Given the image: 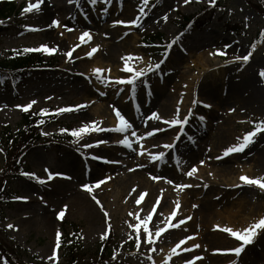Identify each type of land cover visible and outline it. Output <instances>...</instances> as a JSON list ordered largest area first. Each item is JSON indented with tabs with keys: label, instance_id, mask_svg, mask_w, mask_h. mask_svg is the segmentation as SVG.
Here are the masks:
<instances>
[{
	"label": "rangeland",
	"instance_id": "rangeland-1",
	"mask_svg": "<svg viewBox=\"0 0 264 264\" xmlns=\"http://www.w3.org/2000/svg\"><path fill=\"white\" fill-rule=\"evenodd\" d=\"M13 1L17 5L20 4L22 9L30 2H36V0ZM80 1L84 4L77 8V4H69L67 0H42L39 10L24 15H21L22 9L19 14L12 13L7 18L8 30L0 35L1 57H7L11 51L39 48L41 45L56 49L52 54L39 51L43 53L45 61L50 62L51 65L34 68L16 88L0 87V130L4 126L12 132L19 130L22 127L21 114L24 110L16 106L29 105L32 101L35 103L31 104L30 111L41 113V109H44L47 113L57 115L56 121L46 124L43 128V133H46L43 134V140L26 153L25 172L34 173L35 177L45 182L40 183L35 178L22 175L11 179L6 185L8 201L0 206V245L4 242L11 244L16 257L25 264H63L64 254L60 246L56 247V233L59 231L61 237L63 233L71 230L72 225H77L81 235L82 254L89 262L95 260L97 264H111L112 260H121L128 264H165L164 261L172 257L177 260L166 264H182L178 255H171L170 247L175 240L168 242L172 228L168 225L182 220L180 214L182 197L186 191L194 189L191 187L179 190L180 188L176 187L181 185V179L187 178L184 170L190 169L192 162L198 165L196 163L201 160H210L218 157L219 154L222 155L225 148L240 142L238 137L242 139L245 133L252 131L255 122L264 120V109L259 108L257 101L252 100L246 104L240 99L249 98L245 88H242L239 96L237 93V87L246 84L250 78L253 79L252 76L259 81V86L261 83L264 86V78L259 75L264 70V36L261 35L264 30V18L257 8V0H219L214 11L204 15L205 19H209L206 25L185 34L181 29L180 15L200 14L204 8L213 5L209 0H190L188 4H184L183 0H160L159 3H157L159 0H148L147 4H142L141 0H110V2L103 0L104 8L96 7V9L86 4L89 0H79V3ZM141 9L147 14L141 16L139 27L113 26L114 20L129 21L140 15ZM165 15L167 20L163 19ZM67 17H72V20L80 21L81 24L74 25L71 20L66 19ZM53 20L59 21V26L52 25ZM25 25L38 30H25ZM66 29L77 32L72 35L74 40H79L81 34L88 31L90 37L95 33L104 38L108 36L104 41L105 45L112 42L118 45L119 53L113 62L100 60L101 62L92 63L95 68L103 70L100 76L105 82L98 80L92 73L87 75L82 72L76 64L77 58L73 53L71 58L65 55L70 50L69 40L65 34H62ZM110 32H118V34H115L114 39H109ZM156 32L162 34L163 40L172 39L170 43L172 47L167 48L165 42L157 41L149 45L148 35ZM182 37L183 39H179ZM255 38H259V41L255 43V50L249 61L244 64L235 59L238 56L243 57L252 49ZM85 41L83 43L84 46L86 45V50L94 46L91 39L85 38ZM216 50L225 54L209 55L216 53ZM165 51L168 53L166 58L162 55ZM129 55L132 59H128ZM161 59H164V63L160 69L153 68L149 71ZM216 62L218 64L215 66ZM126 63L134 71L145 73L135 79L134 85L117 83L118 80H126L133 76L132 72L123 70ZM205 64H208V67L204 68ZM145 80L148 84L147 88L144 86ZM194 82L203 86L208 98L199 100ZM126 93H129V96L122 100ZM194 100L199 102L194 104ZM77 105L86 106L57 114L58 109ZM113 108L118 109L125 119L132 123V128L125 132L89 131L81 134L80 137H74L70 131H61V129H79L84 125L91 128L90 122H95L100 129H114L118 125V120ZM189 109L195 112L194 118L191 125L186 127V132L181 135L182 140L178 145H188L184 141H192L194 146L196 144L195 148L197 147L204 154L195 161L189 162V165L184 164L181 167L179 162L181 164L185 162L181 160V156L172 159L169 156L172 149L162 150V144L169 142L180 125L169 126L164 121H170L174 117L182 120ZM153 112L158 114V118H151L150 114ZM200 117L204 119L201 120ZM153 121L157 123L155 129H163V131H157L153 136H146L145 133L152 131L154 126L143 128L148 122ZM60 132L71 136L68 143L44 144L45 140L51 139ZM132 132L136 135L133 136ZM263 134L264 132L257 133L254 142L243 152L238 153L237 163H234L235 158H232V161L220 159L228 161L216 165L218 169L228 165L236 167L234 176H237V179L234 181L235 184L231 185H242L236 187L240 190L245 189L244 197L248 199L245 206L249 218L248 225L264 217V191L255 185H244L239 177L246 175L253 179L264 178V163L258 167L251 160L253 151L262 144ZM125 135L132 145L131 148L118 143ZM97 141H106V143L84 147V145H94ZM176 143L175 141L173 145ZM139 150L142 151L140 155L137 154ZM159 152L164 153L162 159L156 161L149 159V153ZM174 152L175 150L172 151ZM94 156L104 157L108 161H118L119 164L93 159ZM34 159L36 161H33ZM174 159L180 171V173L175 172V175L179 178L173 180V185L168 187L164 185L160 192L162 196L165 194L171 196L172 203L164 205L158 223L153 230L145 233L143 218L144 214L150 211L147 195L152 188L156 186L158 188V182L163 185L165 178L154 181L152 179L154 174L148 177L149 172L143 169L146 173L143 178L154 186L149 187L142 180L144 186L140 187L136 194V197L141 198V205L133 208L131 204L126 206L125 195L117 198L116 192L122 186H116L114 175L116 173L123 177L131 175L137 169V164L141 165L142 162L154 166L164 163L171 166ZM3 160L0 151V169ZM45 169L48 171L46 172ZM187 171L189 170L185 173ZM49 173L62 175H54L49 180L47 179ZM214 173L217 172L207 168L200 176L197 174L192 177L201 184L205 179L208 180L206 181L208 188L205 187L206 189L198 195V200L201 201L205 193L215 194L212 197L219 196L220 194L215 191L216 188H229V184L225 186L220 177ZM156 176L164 177L162 174ZM140 179L141 177L138 180ZM101 180H104V183L97 187V182ZM216 182H221L219 187H215V190L210 188L212 183ZM84 184H89L91 191L83 189ZM158 194L154 196L158 198ZM93 196L100 202L99 204L92 199ZM14 197H26V199H14ZM177 202L179 208L176 207ZM223 203L216 205L215 209L221 211ZM174 209L176 216L171 215ZM196 209L198 210V207ZM61 210L64 215L58 217L57 214ZM195 210L192 217L197 221V226L202 222V216H195L198 213ZM105 212L108 213L107 217L104 215ZM239 219V216L234 217L232 219L234 224L231 225L236 231L242 232ZM9 224L13 225V228H8ZM136 225L139 227H135ZM223 225L226 226V223ZM160 228H165L166 231L156 236ZM220 229L214 230L225 235V241L223 244H217L215 237H206V249H203L206 251L202 252L201 256L207 259L203 264H230L227 259L226 262L221 258L219 261L215 258L210 260L208 256L216 247L233 248L242 243L224 232V227L221 231ZM105 233H107L105 238L101 239V235ZM108 234L109 246L104 249L108 256L100 260L103 254L101 248ZM184 235H187L186 230L178 229L173 236L179 240V237L182 239ZM138 236L139 246H137ZM148 236L152 237L151 243H145ZM259 236H262L264 241V232L261 231L253 243L246 245L247 248L249 247L245 250L246 255L242 251L241 255L244 259L237 264H264V246L261 242H257ZM54 248L57 255L49 259ZM234 260L237 261V258ZM0 264H5L1 257Z\"/></svg>",
	"mask_w": 264,
	"mask_h": 264
},
{
	"label": "bare ground",
	"instance_id": "bare-ground-1",
	"mask_svg": "<svg viewBox=\"0 0 264 264\" xmlns=\"http://www.w3.org/2000/svg\"><path fill=\"white\" fill-rule=\"evenodd\" d=\"M103 0H96V5L94 7H102L104 8L105 5H103L102 3ZM104 11V9H103ZM101 13V12H100ZM132 14H130L131 16ZM66 19L71 20V22H73L74 25H79L81 24L80 21H74V19L72 20V17H67ZM66 32L62 31V34H65V36L67 37V39L69 40L68 43L70 45V49L74 48L76 45H79V47H75V51L73 52V55L75 58H77L76 64L79 67V69L83 72H85L87 75H89L90 73H92V69H94L95 67L93 66V61H95V63L107 60L110 62H113L115 60L116 55L119 53V48L118 45H116L114 42H112L111 44H104V38L103 36L101 37L99 34H93V36H91V40L94 44V46L89 47L86 50V45L84 46V43L80 42V40H74L73 36L74 33L76 31H68L67 29L65 30ZM77 33V32H76ZM118 34V32H110L109 35V39H114L116 37L115 34ZM120 34V32H119ZM73 35V36H72ZM78 35V34H77ZM80 36V35H78ZM93 47L97 48V51L91 56H87L86 53L89 52ZM101 60V61H100ZM212 60V59H209ZM208 60V61H209ZM218 63H215V66ZM208 64L204 65V68L208 67ZM250 76H252L250 74ZM252 78H250L248 81H246V84H242L240 86L237 87V93L239 96L240 91L242 90V88H245V93L248 94L247 96L249 98L246 97H241V100H244L246 104H249L250 101L255 100L257 101V104H259V108L260 109H264V86L261 83V85L259 86V81L256 80L254 78V76H252ZM199 79V78H198ZM197 79V81H198ZM258 81V82H257ZM198 82H194V88L197 87V93L199 95H203L200 97H207L208 94L206 92V90L204 91L203 86H198L197 84ZM233 93V92H232ZM129 96V93L124 94V96L121 98L123 100V98H126ZM93 97V96H92ZM222 102H224L223 100H221ZM184 117V116H183ZM183 119V118H182ZM150 121H152L151 119H149ZM156 121V119L154 120ZM148 122V124L146 125L145 128L143 129H147V127H153L154 129L156 128V122ZM110 122L111 118H110ZM178 130V129H177ZM176 130V131H177ZM175 131V133H176ZM121 135H123L122 133H120ZM263 138H261V146L257 147V150L253 151V153L251 154V160L253 161V164H255L258 167H261L264 163V134L261 135ZM124 138V137H123ZM173 138V137H172ZM170 140V139H169ZM173 139H171L172 141ZM196 146V144H195ZM194 144H189V145H178V154L177 156L180 157L181 156V160L185 162L182 165H189V162L195 161L196 158L201 157L204 153L201 152V150L197 149V147L195 148ZM145 147V146H144ZM144 147H141L144 149ZM255 148V147H253ZM166 148H164L163 150H165ZM198 150V151H197ZM117 154V152H115ZM246 154V152H245ZM236 156H232L230 158H227L229 161H232V158H235L234 163H237V157ZM226 160V161H228ZM33 161H36V159H34ZM226 161H221V162H216V158L210 159V160H206V162L201 165H194L197 167L198 171L193 175L196 176H200L202 173H204V169L210 168L212 171L214 170L217 173V176L220 177V180L222 181V183L225 186H228L227 184H229V188L228 189H220V188H216L215 187H219V184L221 182H216V183H212L210 188H213L215 191H217L216 193H219V196H215L212 197L214 195L209 194V193H205V197H203L200 200H198V195H200L203 191V189L205 188L206 185V180L203 181V183L201 184L200 181H197L196 179L190 177L186 180H180L183 181L181 185H192V187L194 188L193 190L190 191H186L184 194V196L182 197V202L180 205V213H182L184 216L182 217L185 218L188 215H192L193 211L195 210V208L198 207V210L196 209L195 211H198V213L195 214V216L197 215H201L202 216V222H200V225L196 226L197 221L193 220V217L191 218L189 223H186L185 225V230L188 232V237H192L191 240H186L185 244L182 246V248H190L191 251L189 252H194L193 254H191V256L188 258L189 260L193 257H195V255H198L197 251H203L204 248H206V237L209 236L210 238H214L215 237V241H217V244H223L225 241V235L220 234L218 231H215V228H231L234 231H236L233 226L231 225L232 223V219H234V217L239 216V226H240V230L242 231L245 227L249 226L248 225V215L246 213V204L248 203V199H246L245 196V189H238L236 186H233L231 184H235L234 181H236L237 176H234V171L236 170V167L233 166H225L223 168L218 169V167L216 165H222L223 162ZM121 163V162H120ZM124 163V162H123ZM122 163V164H123ZM145 163V162H142ZM194 164V162H192ZM119 164V163H118ZM132 164V161L131 163ZM144 170L145 172H149V175L154 174L157 175L159 174H166L169 180L173 182V180L179 178L176 175H174V171L176 173H179L177 166L172 165V166H165L158 168L157 166L154 165H150V164H144ZM180 165V164H179ZM206 166V167H204ZM238 168V167H237ZM220 171V172H219ZM134 173L131 175H127L125 177L118 175V173H116L114 175V177H116V186H122L120 190H117L116 195L117 198L122 197V195L126 196L127 203L126 206L128 207L129 204L132 205L133 208H138L141 203V198L136 197L137 192L140 190V187L144 186L142 183V180H144V184L145 185H149V187H151L153 184L147 183L148 180H145L143 178L144 174L146 175V173L143 170H136L133 171ZM118 176V177H117ZM141 177L140 180H138ZM147 181V182H146ZM164 184L162 185L160 182L158 183V188L157 186L155 188H152L150 190V192L148 193V200L150 202H148L149 206H150V210H156V214L152 217L149 218V214H144V222L147 220L150 221L148 223V229L149 230H153V228L155 227V225L158 223V220H160L161 215H162V209L164 208V205H166L167 203L171 202L172 203V199L171 196L168 195H160V192L162 190V187H164V185H166V187L172 185L169 184L167 182H165V180L163 181ZM154 186V185H153ZM189 188V187H186ZM186 188L183 189H179V190H184ZM208 188V187H207ZM133 189H135V191H133ZM211 190V189H210ZM124 192V194H122ZM184 192V191H182ZM158 194V197L160 199L157 200V197H155V194ZM209 194V195H208ZM218 195V194H217ZM139 200V203H137V201ZM79 201V199H78ZM224 202V203H223ZM219 203H223L222 204V210H216L215 207L216 205H218ZM193 205H197V207H193ZM149 211V210H148ZM150 212V211H149ZM46 220V219H45ZM223 223H226V226L223 225ZM234 224V223H232ZM180 228V227H179ZM212 228V229H211ZM178 229V228H177ZM177 229H173L170 231V236L168 239L169 241H172V238H175V233L178 231ZM220 229V230H221ZM264 232V231H263ZM213 236V237H212ZM262 236H259L257 239V242H261L262 245L264 246V241L261 238ZM222 242V243H219ZM231 243H233L231 241ZM193 244L199 245V247L197 248H192L191 246ZM234 244V243H233ZM249 248V247H248ZM247 247L245 248V250L248 249ZM214 249H222V247H216ZM245 255H246V251ZM208 258L210 260H212V258H215L219 261L220 257H215L214 255H209ZM186 259V260H188ZM194 259V258H193ZM207 259V257H206ZM221 259H232V257H223ZM244 259V257H242V255L240 256V260L239 262H242ZM205 262V259H202L200 261H198L197 263H193V264H203ZM213 262V261H211Z\"/></svg>",
	"mask_w": 264,
	"mask_h": 264
},
{
	"label": "snow or ice",
	"instance_id": "snow-or-ice-1",
	"mask_svg": "<svg viewBox=\"0 0 264 264\" xmlns=\"http://www.w3.org/2000/svg\"><path fill=\"white\" fill-rule=\"evenodd\" d=\"M67 2L69 4H77V5H79V0H67ZM108 2H110V0H108ZM183 2H184V4H188V3H190V0H183ZM41 3H42V0H36L35 3H31L30 2L24 9H22L21 15H24L25 13L32 12L33 10H39V6H40ZM89 3H93L94 4V3H96V0H89ZM141 3L142 4H147L148 0H141ZM209 3L210 4H214L215 0H209ZM146 14L147 13H145L143 11V9H141L140 10V15H137L135 18H133V19H131L129 21L114 20L113 21V26H116V25H125V26L131 25V26L139 27L140 26L141 16L146 15ZM163 19L167 20V15H165L163 17ZM245 19H247V18H245ZM0 23H2V22H0ZM52 25L59 26V21L53 20L52 21ZM245 26L247 27V25H245ZM24 27H25V30H28V31L38 30V29L33 28L32 26H29V25H25ZM67 30L68 31H72V29H67ZM125 34H127V33H125ZM105 35H107V34H105ZM261 35L264 36V30H262ZM85 38L91 39L90 34H89L88 31H84L78 39L83 43V42H86ZM173 43H175V41H173ZM75 47H79V45H76ZM75 47L70 49L67 53H65V55L68 58L72 57V53L75 51ZM171 47H172V44L167 45V48H171ZM254 50H255V42L252 45V49L246 55H244L243 57H239L238 56L235 59L240 60L244 64H246L249 61V59H250V57L252 55V52ZM23 51L24 52L43 51L45 53L52 54V53H54L56 51V49L49 48L46 45H41L39 48H26ZM96 51H97V48L93 47L89 52L86 53V55L91 57ZM213 54L224 55L225 53L221 52L220 50H216V53H209V55H213ZM162 55L166 58L167 55H168L167 51H165ZM122 59H124V58H122ZM128 59H132V56L129 55ZM163 63H164V59H161L159 62L154 64L152 66V68L149 69V71H152L153 68L155 70H159L160 66ZM123 70L124 71H128V72H132L133 76L131 78H129V79H126V80L125 79L118 80L117 83H128V84L134 85V82H135L136 78L145 75V73L143 71H134L133 69H131L127 65V63L125 64V67H124ZM102 71L103 70L100 69V68H94V69H92V75L96 76V78L98 80H100L101 82H105L104 79L100 76V73ZM259 75L261 76V78H264V70H262ZM0 83H2V80H0ZM144 86L146 88L148 87V84H147L146 80L144 81ZM134 90L135 89L133 87V91ZM101 95H104V93H101ZM198 102L199 101H197V100L193 101L194 104L198 103ZM33 103H35V101L30 102L29 105H25V106L17 105L16 107H18V108L22 107L24 111H28L29 108L31 107V104H33ZM84 106H86V105L70 106V107L58 109L56 111H57V114H59L60 112L74 111V110L78 109L79 107H84ZM205 107H210V105H205ZM113 111H114L115 116H116V118L118 120V125L114 129H100L99 127L96 126L95 122H90L91 123V128L88 125H84V126H81L79 129H73V130L61 129V131L62 132L70 131L71 135H73L74 137H80L81 134H86L89 131H101V130H104V131L125 132L127 129L132 128V124L129 123L125 119V117L121 114V112L118 109L113 108ZM230 111H232V110H230ZM46 114H47L46 110L41 109V115H46ZM150 115H151V118H158V114L155 113V112L151 113ZM178 115H179V102H178V106H177V116ZM190 115H191V109H189V115H185L182 120L179 119V118L174 117L170 121H164V123L168 124L169 126L180 125L181 126V132H183V125L188 122ZM200 119L203 120L204 118L200 117ZM38 123H43V121H39ZM250 123H252V122H250ZM157 131H163V129H153L152 131L146 132L145 135L146 136H153L155 134V132H157ZM259 132H264V120L259 121V122H255V127H254V129L252 131H249V132L245 133L243 135L242 139L238 137L237 139L240 141L239 143L233 144V145L225 148L224 151H223L222 156H218L216 158L217 159H222V157H227V156H229L232 153L243 152L244 149L249 144L254 142V137ZM42 134H46V133H42ZM132 135L135 136L136 133L132 132ZM178 138H179V134L177 135V139ZM189 139H191V137H189ZM100 143H106V141H97L96 144H94V145H84V147H94V146H98V144H100ZM118 143H120V144H122V145H124L125 147H128V148L132 147L131 143L129 142V139H128L127 135H125L123 139L118 141ZM164 147L166 149H172L174 147V145L169 143V144H165ZM137 154L140 155L142 153L138 152ZM163 157H164V153L163 152H159V153H155V154L149 153V159L151 161H156V160L162 159ZM93 159L104 160V162H106V163H118V161H108L104 157H95L94 156ZM199 163L201 165H203L204 161L201 160ZM137 167H143V165L137 164ZM45 171L47 172L48 170L45 169ZM129 171H133V169H129ZM197 171H198L197 167L193 166L185 174L191 177ZM21 174L24 175V176H30L32 178H35L40 183H44L45 182L44 180L35 177L34 173L22 172ZM54 175H62V174H60V173H56V174L49 173L47 179L51 180ZM209 175H211V173H209ZM152 179L156 180V179H159V177L153 176ZM239 180L244 185H255V186L259 187V189L264 191V178H255V179H253V178L247 177L246 175H241L239 177ZM102 183H104V180L98 181L96 186L98 187L99 184H102ZM167 183L172 184L173 182L171 180H168ZM235 186L240 187L242 185H235ZM176 187L180 188V189H183V188H186V187H192V185H176ZM205 187H207V185H205ZM82 188L85 189V190L91 191V188H90L89 184L82 185ZM133 191H135V189H133ZM14 199H26V197H14ZM92 199L96 200V197L93 196ZM96 202L98 204L100 203L98 200H96ZM137 203H139V200L137 201ZM176 207L179 208V202H177ZM193 207H197V205H193ZM129 214L131 215V213H129ZM57 215H58V217L63 216L64 215L63 210H61V212H59ZM104 215H105V217H107L108 213L105 212ZM171 215L172 216H176L177 215L175 209L173 210ZM150 217H151V213L149 214V218ZM185 219H190V217H186ZM183 223H185V220H180L179 223L170 224V225H168V227L176 228V227H179ZM129 226L130 227H134L133 225H129ZM7 227L8 228H13V225L9 224V225H7ZM135 227L138 228L139 225H136ZM165 231H166L165 228H160L156 232V236H160V234L165 232ZM223 231L229 233L231 236H233V237L237 238L238 240L242 241V243L238 247H235V248L227 250V251H229L231 253H234L237 257H239L240 254L242 253V251L244 250L245 246L253 243L255 237L259 234V232L264 231V217L259 218L258 221H256L253 224L245 227L242 230V232L234 231L231 228H224ZM144 232L145 233L149 232V229H148V226H147V222H145V224H144ZM106 234L107 233H105L104 235H101V239H104ZM129 238L131 239V237H129ZM139 239L140 238L138 236L137 237V246H139ZM191 239H192V237H186L185 239H181L179 241V243L175 247H173L171 249V253L173 255H178L179 253L177 252V248H179L181 245L185 244V240H191ZM151 242H152V237L148 236L145 239V243H151ZM59 245H60V233H59V231H57V233H56V247H59ZM191 247L192 248H197V247H199V245L193 244ZM183 251H191V249L190 248H184ZM56 255H57L56 248H54L53 251H52V255H51V257L49 259L55 258ZM149 259H151V257H149ZM194 259L195 260H199V259H202V257H195ZM165 264H166V262H165ZM186 264H193V260H188L186 262ZM230 264H237V261H235V260L231 261Z\"/></svg>",
	"mask_w": 264,
	"mask_h": 264
},
{
	"label": "trees",
	"instance_id": "trees-1",
	"mask_svg": "<svg viewBox=\"0 0 264 264\" xmlns=\"http://www.w3.org/2000/svg\"><path fill=\"white\" fill-rule=\"evenodd\" d=\"M264 7V4H261ZM15 9L13 3L2 2L0 3V18L7 17L12 10ZM264 12V8H262ZM186 22L188 18L185 19ZM6 29L3 23H0V33ZM43 57L41 54H21L13 53L10 58H0V76L13 77L16 79L24 68L41 65ZM50 116H40L34 112L26 113L22 116V128L16 133H11L7 128L0 131V149L4 155V166L0 173V189L6 179L12 175H16L23 165L22 157L26 149L33 145L41 138V130L43 126L50 121ZM43 121V123H38ZM0 201L5 198L1 195ZM62 249L64 251L65 264H90L84 262V255L82 254V245L80 242L79 231L76 225H73L71 231L66 233L61 239ZM106 247V244L104 245ZM10 247L5 244L0 245L2 254L8 256ZM12 255V254H11ZM6 259L9 264H21L18 260L11 258ZM81 262V263H80Z\"/></svg>",
	"mask_w": 264,
	"mask_h": 264
}]
</instances>
